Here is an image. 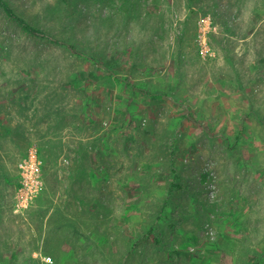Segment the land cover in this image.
I'll list each match as a JSON object with an SVG mask.
<instances>
[{"label": "rangeland", "instance_id": "1", "mask_svg": "<svg viewBox=\"0 0 264 264\" xmlns=\"http://www.w3.org/2000/svg\"><path fill=\"white\" fill-rule=\"evenodd\" d=\"M9 1L0 264H264V0Z\"/></svg>", "mask_w": 264, "mask_h": 264}, {"label": "trees", "instance_id": "2", "mask_svg": "<svg viewBox=\"0 0 264 264\" xmlns=\"http://www.w3.org/2000/svg\"><path fill=\"white\" fill-rule=\"evenodd\" d=\"M72 1L73 0H66L67 8H70V6H72ZM128 2H133V0H128ZM0 6L7 12L10 17L16 20L23 27V29H25V31L29 32L30 34L38 37H45L53 42L62 44L77 54L85 53L82 49V46L85 42V38L84 36H79L76 32H73L75 23H71L70 26L67 28L68 31L66 37L57 38L54 34L48 32L47 30L38 25L33 24L28 18L17 12L9 0H0ZM67 12H72L69 17L70 21H79L80 18L86 13V11H84L80 7H76L74 10L69 9V11ZM94 58L97 59V57Z\"/></svg>", "mask_w": 264, "mask_h": 264}]
</instances>
